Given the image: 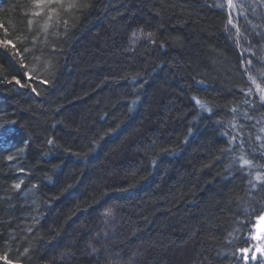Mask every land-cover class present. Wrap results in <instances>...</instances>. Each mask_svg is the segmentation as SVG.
Masks as SVG:
<instances>
[{
  "label": "trees",
  "instance_id": "trees-1",
  "mask_svg": "<svg viewBox=\"0 0 264 264\" xmlns=\"http://www.w3.org/2000/svg\"><path fill=\"white\" fill-rule=\"evenodd\" d=\"M253 1L264 13V0ZM88 2L101 5L99 19L68 33L46 73L49 83L31 94L28 111L17 119L24 156L28 144L26 162L40 167L46 147L33 125L50 119L67 91L58 189L45 205L44 229L26 264H217L230 216L227 195L219 199L217 192L222 186L234 196L242 183L217 180L222 168L207 167L213 147L200 134L180 159L165 162L196 99L213 105L236 99L228 77L241 64L246 39L227 32L228 0L207 6L193 0ZM102 25L109 39L99 38ZM184 49L209 68L202 79L180 56ZM256 57L264 68V50ZM137 94L145 97L144 111L130 115L127 103ZM184 219L194 226H184Z\"/></svg>",
  "mask_w": 264,
  "mask_h": 264
},
{
  "label": "rangeland",
  "instance_id": "rangeland-1",
  "mask_svg": "<svg viewBox=\"0 0 264 264\" xmlns=\"http://www.w3.org/2000/svg\"><path fill=\"white\" fill-rule=\"evenodd\" d=\"M193 1H197L201 6L213 2V0ZM77 2L82 7L74 9L69 14L65 6L64 12L61 13L63 20L68 21L67 27L62 23L61 17H56L51 22L53 26L45 33L44 20L40 21L39 31H36L37 25L26 23L27 19H33L29 15L35 11L32 7L33 0H0V23L5 24L9 29L11 34L9 38L17 41L18 47H20L19 41H24L28 46L30 53L26 54L27 70L31 72L37 69L41 79L45 80L51 60L68 33L73 29L82 30L99 19L100 15L97 13L101 10V5L93 8L88 0H77ZM229 8L231 13L229 18L232 19L233 24L229 25L228 32L236 38L246 39L242 40V60L245 63H241L232 76L228 77L229 86L233 82L236 83V88L233 87L237 95L236 99L227 105H213L206 100L196 99L207 109H211V114L200 109L195 103L189 111L191 120L182 129L176 151L166 160L165 165L180 159L197 134L209 139L213 147L211 148L213 155L207 167L214 168L218 165L222 168L217 176L220 183L224 181L229 183L232 181V184L242 183V190L234 196L228 191L224 193L222 186L217 192L216 198L219 199L227 195V206L230 208L227 236L219 243L217 264H242L241 259L237 260V252L240 248L246 247L247 241L251 243L252 248L258 249V246H264V239H253V237H264V221L258 218L264 213L253 212V209L264 208V102L260 100V93L256 91L257 84L264 87V68L256 57L258 50H264V13L253 0H232ZM32 32H35V36ZM97 33L100 39H109L111 35L106 25H102ZM2 35L3 33L0 32V36ZM168 37V28H166L164 42L167 53L170 43ZM179 41L176 40L175 43L181 46ZM180 56L189 63L199 78L202 79L204 73L209 71L200 59L185 54V49L180 52ZM247 60H251L250 65L246 64ZM245 67L249 69L248 74L245 73ZM20 71L23 69H17L11 65L7 57L0 56V171L5 169L4 176L6 175L0 179V195H2L0 197V264H7L8 261L26 264L29 253L36 246L44 229L42 219L46 211L45 205L58 189V146L64 108L68 99V93L64 91L51 118L36 121L33 125L34 128H40L41 140L46 147V160L40 165L41 169L36 165L30 168L26 162V156L29 155L28 144L24 156V146L17 143L23 136L18 130L17 119L28 111V98L34 93L28 88H20L14 83L6 82ZM249 75L256 80V84L252 83ZM19 78L22 83L25 82L23 77ZM212 81L215 83L217 78H213ZM35 86L39 91L42 84L36 83ZM249 88L252 89L251 93L248 91ZM144 102L143 94L135 95L127 103V111L130 115L141 114L144 111ZM7 104L14 109L9 108ZM233 137L236 139L233 140ZM49 140L52 141L51 144ZM97 152L96 149L93 155H97ZM244 160L250 163L243 165ZM1 162L7 163V167L3 168ZM163 166L155 165L153 173ZM16 184H20L21 187L17 189ZM182 222L187 228L194 226L185 219ZM241 256H243L242 252H240Z\"/></svg>",
  "mask_w": 264,
  "mask_h": 264
},
{
  "label": "snow or ice",
  "instance_id": "snow-or-ice-1",
  "mask_svg": "<svg viewBox=\"0 0 264 264\" xmlns=\"http://www.w3.org/2000/svg\"><path fill=\"white\" fill-rule=\"evenodd\" d=\"M229 5H231L232 0H228ZM65 6L67 7V13H71L74 9L82 7L77 0H33L32 7L35 9V11L29 13V15L33 19H27L26 23L27 25H37L36 31H39V24L41 20H44L45 23L43 25V30L45 33L49 31V28L53 25L51 22L56 17H61V13L64 12ZM229 16H231V13H229ZM62 23L65 25V27L68 26V21L63 20L61 17ZM228 24L232 25L233 21L231 18L228 19ZM0 32L3 33L2 36H0V56L7 57L8 61L11 63V65L15 66L17 69H23V71H20L18 75H13L11 80H7V83H14L16 86L20 88H28L31 92L39 95L38 89L35 86L36 83L46 84L49 83V81L41 79L39 72L37 69H33L31 72L28 71V64L26 63V54L30 53V49L28 46L24 43V41H19L20 47L17 46V41H14L10 37L9 29L5 26V24L0 23ZM32 35L35 36V32H32ZM136 33H133V36H135ZM149 37L152 35L151 33L147 34ZM31 42V41H30ZM155 41H153L154 43ZM241 56H243V53H241ZM242 64L245 63L244 60L241 61ZM247 65L251 64V60L246 61ZM249 69L248 67H245V73L248 74ZM33 73H36V75H33ZM23 77L24 81L22 83L21 78ZM249 79L252 81L253 84H256V80L249 75ZM249 93L252 92V89L249 88ZM256 91L260 93V100L264 102V87H261L259 84L256 85ZM195 103L200 107V109H203L207 111L209 114H211V109H207L205 105L200 104V102L197 100ZM233 140L236 138L233 137ZM49 143L51 144L52 141L49 140ZM9 159H12V157H9ZM250 162L248 160L243 161V165H248ZM15 187L19 189L21 187L20 184H16ZM245 212H247V209H245ZM253 212H259L264 213V208L261 209H253ZM107 215L112 214V210L109 209L106 213ZM258 218L261 221H264V215H259ZM105 235H107L105 233ZM253 239H264V237H253ZM244 255L241 257L243 260H248L249 257L247 253H249L250 249L247 247H242L239 249ZM258 251L264 252V246H258ZM92 251L95 252L96 248H92ZM235 255V253H233ZM7 264H17V262L8 261Z\"/></svg>",
  "mask_w": 264,
  "mask_h": 264
},
{
  "label": "flooded vegetation",
  "instance_id": "flooded-vegetation-1",
  "mask_svg": "<svg viewBox=\"0 0 264 264\" xmlns=\"http://www.w3.org/2000/svg\"><path fill=\"white\" fill-rule=\"evenodd\" d=\"M246 247L250 249L249 253H247L249 259L246 261L241 259V257H242V256L240 257L241 251L239 250L237 252V260L241 259L242 264H264V252L258 251L256 247L252 248L251 243H249V241H247Z\"/></svg>",
  "mask_w": 264,
  "mask_h": 264
},
{
  "label": "bare ground",
  "instance_id": "bare-ground-1",
  "mask_svg": "<svg viewBox=\"0 0 264 264\" xmlns=\"http://www.w3.org/2000/svg\"><path fill=\"white\" fill-rule=\"evenodd\" d=\"M227 32H228V29H227ZM228 34H230L229 32H228ZM230 35H232V34H230ZM233 36V35H232Z\"/></svg>",
  "mask_w": 264,
  "mask_h": 264
}]
</instances>
